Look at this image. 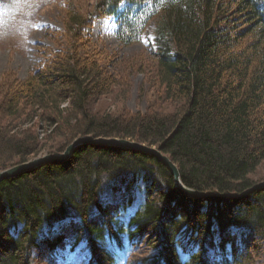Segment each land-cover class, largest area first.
Wrapping results in <instances>:
<instances>
[{
	"label": "trees",
	"instance_id": "1",
	"mask_svg": "<svg viewBox=\"0 0 264 264\" xmlns=\"http://www.w3.org/2000/svg\"><path fill=\"white\" fill-rule=\"evenodd\" d=\"M101 17L115 18L125 44L152 23L150 59L93 44L85 30ZM61 21L45 32L38 68L0 76V170L89 136L159 148L198 191L264 181V0H97L89 12L64 0ZM122 74L148 80L144 111L99 103L123 88ZM141 243L152 251L137 264H264V189L187 197L153 156L94 143L0 181V264H35L42 246L114 264Z\"/></svg>",
	"mask_w": 264,
	"mask_h": 264
},
{
	"label": "rangeland",
	"instance_id": "2",
	"mask_svg": "<svg viewBox=\"0 0 264 264\" xmlns=\"http://www.w3.org/2000/svg\"><path fill=\"white\" fill-rule=\"evenodd\" d=\"M74 1L82 11L89 12L97 0ZM63 7L64 0H0V76L11 70L19 78H24L41 65L43 57L39 53L40 49L52 45L45 32L48 28L63 29ZM116 29L115 18H94L92 26L85 30V35L103 51L115 52L119 58L138 59L141 63H146L150 59L153 24L148 25L138 42L131 44L121 42L116 36ZM122 77L125 78L122 82L123 88H117L115 93L99 103H106L109 108L123 105L131 112L144 111L146 99L140 88L141 85L145 88L148 80L142 74L129 77L122 74ZM45 154L49 153H41L29 160ZM258 172L259 178L264 177V163ZM161 186L158 182V187ZM105 188L106 199L109 202L114 201L117 193L111 189L108 181ZM151 251V246L145 243L134 245L129 251L120 253L114 264H137L141 258L151 254ZM33 255L35 264H85L82 252H77L69 260H61L42 246Z\"/></svg>",
	"mask_w": 264,
	"mask_h": 264
},
{
	"label": "water",
	"instance_id": "3",
	"mask_svg": "<svg viewBox=\"0 0 264 264\" xmlns=\"http://www.w3.org/2000/svg\"><path fill=\"white\" fill-rule=\"evenodd\" d=\"M85 142L94 143V144H107L111 146L122 147L125 149L138 150V151H141V152H144V153H147L153 156L159 162L164 164L169 170V172L171 173V175L173 176L175 189L178 192H180L182 195L187 196V197L201 198V199L241 198V197L247 196L248 194H250L252 191L256 189H264V182H259L253 185L250 189L242 192L241 194L218 193L215 191H198L192 188H188L181 182L179 170L176 164L167 155L163 154L159 148L148 146L146 144L131 141L128 139H118V138L92 139L89 136L77 138L73 143H71L66 148V150L62 154H49V155L40 157L39 159L35 161L22 163L17 166L0 171V181L3 179L11 178V177H16L17 175L23 172H27L30 169H34L38 166H41L42 164H46L52 161L66 160L72 154L73 150L77 146Z\"/></svg>",
	"mask_w": 264,
	"mask_h": 264
},
{
	"label": "bare ground",
	"instance_id": "4",
	"mask_svg": "<svg viewBox=\"0 0 264 264\" xmlns=\"http://www.w3.org/2000/svg\"><path fill=\"white\" fill-rule=\"evenodd\" d=\"M97 139V138H96ZM103 139H109V138H103ZM76 140V139H75ZM75 140H73V142L75 141ZM72 142V143H73ZM82 144H87V142H85V143H81L80 145H82ZM104 145H107V144H104ZM66 150V149H65ZM64 150V151H65ZM62 153H64V152H62ZM62 153H60V154H62ZM46 155H49V154H45V155H43V156H46ZM43 156H41V157H43ZM40 157H37V158H34V159H32V160H29V161H26V162H23V163H27V162H31V161H35V160H37V159H39ZM69 158V157H68ZM22 164V163H21ZM19 165V164H18ZM42 165H44V164H42ZM14 166H17V165H14ZM14 166H12V167H14ZM39 167V166H38ZM11 168V167H10ZM8 169V168H7ZM3 170H5V169H3ZM31 170V169H30ZM0 171H2V170H0ZM11 178H13V177H11ZM7 179H9V178H7ZM4 180V179H3ZM2 181V180H1Z\"/></svg>",
	"mask_w": 264,
	"mask_h": 264
}]
</instances>
